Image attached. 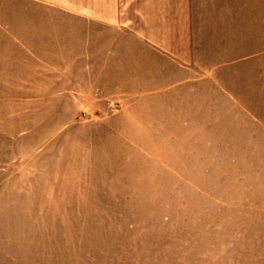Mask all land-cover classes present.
Instances as JSON below:
<instances>
[{
  "label": "rangeland",
  "instance_id": "374dc122",
  "mask_svg": "<svg viewBox=\"0 0 264 264\" xmlns=\"http://www.w3.org/2000/svg\"><path fill=\"white\" fill-rule=\"evenodd\" d=\"M193 3L0 0V264H264V0Z\"/></svg>",
  "mask_w": 264,
  "mask_h": 264
},
{
  "label": "crops",
  "instance_id": "0c3cea01",
  "mask_svg": "<svg viewBox=\"0 0 264 264\" xmlns=\"http://www.w3.org/2000/svg\"><path fill=\"white\" fill-rule=\"evenodd\" d=\"M51 6L59 11H69L99 23L102 27H119V11H191L193 0H29ZM135 1H138L135 3ZM170 1V2H169ZM2 8H0L1 11ZM56 10V11H57Z\"/></svg>",
  "mask_w": 264,
  "mask_h": 264
}]
</instances>
